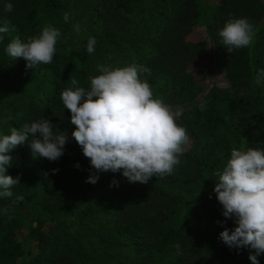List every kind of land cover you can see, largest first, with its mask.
<instances>
[{
	"label": "trees",
	"instance_id": "16d2710c",
	"mask_svg": "<svg viewBox=\"0 0 264 264\" xmlns=\"http://www.w3.org/2000/svg\"><path fill=\"white\" fill-rule=\"evenodd\" d=\"M88 1L0 0V20L10 22V32L0 41V135L41 118L54 125V133L73 132L60 98L71 79L88 88L98 64L136 63L151 69L147 80L155 94L183 109L177 123L191 140L172 174L152 177L147 184L129 183L122 171L99 173L95 184L87 183L89 159L69 133L56 161L33 160L27 146H18L9 153L13 163L6 174L19 176V185L12 189L13 198H0V208L10 206L11 216L0 214V264H251L254 250L230 249L219 239L225 227L235 225L223 217L213 188L214 172L222 170L234 147L264 149V83L254 82L264 69V0H93L97 16L116 17L132 9L136 14H120L113 31L88 35L81 50L63 53L59 39L51 64L30 69L23 58L6 54L13 38L26 42L49 23L62 37L83 18ZM5 3H12L11 12L4 11ZM229 17L247 18L256 29L250 47L230 54L219 36ZM194 27L204 28L206 38L189 39ZM89 36L97 40L92 54L86 50ZM209 45L230 85H213L195 95L188 67L207 55ZM190 93L192 99L185 98ZM113 179L118 186L110 187ZM38 190L32 201L29 193ZM15 196L23 199L12 204ZM27 219L34 225L25 230V239H34L39 251L20 261L17 235ZM258 260L264 264V254Z\"/></svg>",
	"mask_w": 264,
	"mask_h": 264
},
{
	"label": "clouds",
	"instance_id": "9594fccd",
	"mask_svg": "<svg viewBox=\"0 0 264 264\" xmlns=\"http://www.w3.org/2000/svg\"><path fill=\"white\" fill-rule=\"evenodd\" d=\"M12 9V3H5V12ZM63 19L68 22L69 13H64ZM9 23L7 19L0 20V41L10 32ZM73 29L78 33L80 25L75 24ZM255 35L253 24L244 17H229L219 32L228 54L250 47ZM60 37V29L49 23L39 34L27 37L26 42L13 38L5 52L12 59L23 58L26 68L33 69L52 63ZM96 44V38L89 36V54L94 53ZM96 71L97 75L89 77L88 88L72 78L70 86L60 94L75 126L71 135L90 162L92 171L86 182L95 184L98 174L108 171H122L129 183L142 184L152 177L171 175L189 142L187 129L177 123L183 109H174L154 93L147 80L151 75L148 67L136 63L124 67L98 64ZM254 82L264 83V69L256 73ZM204 107L200 105L201 110ZM53 127L48 119L41 118L0 135V198H13L12 189L19 185V176L6 174L13 163L9 155L12 150L27 146L33 160L56 161L64 154L68 137L63 132L54 133ZM214 175L217 179L213 192L222 205V215L233 219L235 225L231 230L225 227L219 239L230 249L254 250L248 259L251 264H259L258 257L264 254V149L234 147L222 170ZM111 186H118V181L113 179ZM22 199L15 196L11 203ZM0 214L11 218L10 206L0 208Z\"/></svg>",
	"mask_w": 264,
	"mask_h": 264
},
{
	"label": "rangeland",
	"instance_id": "374dc122",
	"mask_svg": "<svg viewBox=\"0 0 264 264\" xmlns=\"http://www.w3.org/2000/svg\"><path fill=\"white\" fill-rule=\"evenodd\" d=\"M209 3H215L218 0H206ZM135 9H132L131 11H121L120 14L122 16L128 15L130 17H133L136 12ZM115 16H97L95 15L94 9H93V0L88 1L87 10L84 12L83 18L80 20H77L75 24L80 25V31L77 33L74 31L73 26L69 27L60 38V51L63 53H67L72 50H81L83 48V41L85 37L91 34L99 33V32H110L113 31L116 26L120 24V20L122 18L121 15ZM115 25V26H114ZM114 27V28H113ZM189 39L196 40V39H203L206 38L204 28L202 27H194L190 35L188 36ZM188 71L194 75L195 81H196V90H194V93H199L201 95L202 93L206 92L210 87L213 85L217 86H229L230 81L227 78L225 72L218 67L215 66V54L213 52V49H211V45H209V51L206 56L202 57L201 59H197L190 63L188 67ZM198 89V90H197ZM198 95V96H199ZM192 94H188L185 96V98H190ZM198 96L196 99H198ZM192 99V98H190ZM178 107H174V109H177ZM180 109V108H179ZM66 132V135L69 133V137L72 139V141H75V139L72 137V132ZM191 139L189 138V141ZM76 142V141H75ZM189 145V142L186 146H184V149L187 148ZM103 193H109L110 190L104 189L102 191ZM30 199L33 201L39 197V190L36 192L29 193ZM34 225V222L31 219H27L23 223V229L21 232L18 233V239L22 240V249L23 254L20 257V261L27 260L30 258V256L35 255L38 251V245L34 239H25V230L30 228ZM24 239V240H23ZM126 249L131 246V242L129 240L126 241Z\"/></svg>",
	"mask_w": 264,
	"mask_h": 264
}]
</instances>
